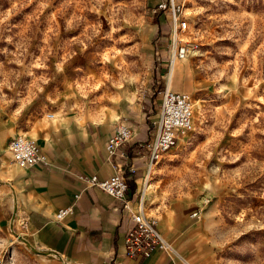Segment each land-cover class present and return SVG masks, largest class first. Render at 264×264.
Here are the masks:
<instances>
[{
    "label": "rangeland",
    "instance_id": "1",
    "mask_svg": "<svg viewBox=\"0 0 264 264\" xmlns=\"http://www.w3.org/2000/svg\"><path fill=\"white\" fill-rule=\"evenodd\" d=\"M181 4L189 25L179 37L199 48L171 73L192 96L194 125L153 167L146 213L178 264H264V0ZM150 8L0 0V264H70L22 231L10 141L37 139L39 126L59 119L122 116L149 89L164 90L147 56Z\"/></svg>",
    "mask_w": 264,
    "mask_h": 264
},
{
    "label": "crops",
    "instance_id": "2",
    "mask_svg": "<svg viewBox=\"0 0 264 264\" xmlns=\"http://www.w3.org/2000/svg\"><path fill=\"white\" fill-rule=\"evenodd\" d=\"M148 1L151 15L146 24L150 26L151 45L147 56L164 78V89L168 86L181 91L172 82V71L166 72L170 45L165 44L171 42L174 32L171 15L164 10L154 13L152 9L160 0ZM158 89H149L141 103L126 107L122 116L108 114L99 120L71 117L38 127L37 142L44 160L28 168L11 161L13 166L6 171L9 184L14 186L16 216L27 217L28 228H21L28 238L32 234L29 242L33 246L70 264H178L170 253L160 249L148 257L127 255L125 239L135 222L124 209V201L89 183L93 174L108 178L120 168L129 184L126 199L132 210L138 211L150 176V154L142 145L154 138L153 122L161 117L164 90ZM123 118L134 134L111 155L106 145ZM143 201L146 210L147 200ZM66 207L72 208L71 213L57 220L56 213ZM167 220L172 233H177L176 219Z\"/></svg>",
    "mask_w": 264,
    "mask_h": 264
},
{
    "label": "built area",
    "instance_id": "3",
    "mask_svg": "<svg viewBox=\"0 0 264 264\" xmlns=\"http://www.w3.org/2000/svg\"><path fill=\"white\" fill-rule=\"evenodd\" d=\"M183 7L184 4H179L176 0H160L152 9L154 13L158 10L168 11L172 18L174 32L169 47V73L177 61L196 54L199 48V43L177 37L180 33H185L189 25L188 20L184 17ZM193 109L194 104L190 93L172 90L168 86L164 89L161 117L153 122L156 128L155 136L142 145L148 149L150 154L148 163L150 173L153 167L161 162L163 155L178 144L179 135L193 129ZM47 117L53 119L55 114L48 113ZM133 134L131 127L125 121H120L106 145L108 153L113 155L122 145L132 139ZM9 148L14 160L21 167H33L44 160V154L37 141L28 136L18 135L10 141ZM134 171L135 169L132 168V172ZM89 183L124 201V209L130 213L135 222V227L128 231L125 239L127 255L148 257L157 249L170 253L155 219L147 216L143 195L138 211L132 210L130 200L126 199L128 180L123 176L120 168L108 178H100L97 174H93L89 178ZM71 211V207L62 208L56 213L55 218L60 220ZM191 216H197V212L195 211ZM18 220L22 228H28V220L25 215H18Z\"/></svg>",
    "mask_w": 264,
    "mask_h": 264
},
{
    "label": "bare ground",
    "instance_id": "4",
    "mask_svg": "<svg viewBox=\"0 0 264 264\" xmlns=\"http://www.w3.org/2000/svg\"><path fill=\"white\" fill-rule=\"evenodd\" d=\"M177 37H179L178 35H177ZM183 60H185V59H183ZM174 67H175V65H174ZM173 67V68H174ZM173 70V69H172ZM187 133V132H186ZM186 133H182V134H180V136H181V138H184L185 137V135H186ZM22 136H26V135H22ZM35 139V138H34ZM35 140H37V139H35ZM38 143V142H37ZM38 145H39V147H40V144L38 143ZM13 155V154H12ZM18 165V164H17ZM18 166H20V165H18ZM21 167V166H20ZM149 183V182H148ZM148 189H149V187H147V185L145 186V191H144V195H143V200H146L145 199V197L144 196H147L146 194H147V191H148ZM148 216V215H147ZM149 217V216H148ZM163 236V235H162ZM163 238H164V236H163ZM164 240H165V238H164ZM165 242H166V244H167V247L168 248H170L169 247V245H168V243H167V241L165 240ZM171 249V248H170Z\"/></svg>",
    "mask_w": 264,
    "mask_h": 264
}]
</instances>
